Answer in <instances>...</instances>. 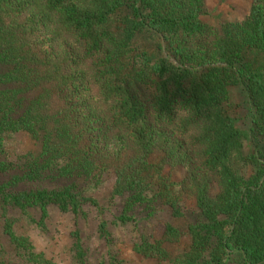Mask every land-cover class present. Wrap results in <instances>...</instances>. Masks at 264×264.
Here are the masks:
<instances>
[{
    "label": "trees",
    "instance_id": "obj_1",
    "mask_svg": "<svg viewBox=\"0 0 264 264\" xmlns=\"http://www.w3.org/2000/svg\"><path fill=\"white\" fill-rule=\"evenodd\" d=\"M206 18V0H0V231L20 261L48 264L21 220L94 205L78 180L97 169L113 173L123 219L158 204L181 222L137 253L264 264V0L239 22ZM20 131L41 149L8 161L4 137ZM176 167L173 181L164 170Z\"/></svg>",
    "mask_w": 264,
    "mask_h": 264
},
{
    "label": "rangeland",
    "instance_id": "obj_2",
    "mask_svg": "<svg viewBox=\"0 0 264 264\" xmlns=\"http://www.w3.org/2000/svg\"><path fill=\"white\" fill-rule=\"evenodd\" d=\"M251 0H206V19L213 22L218 19L227 22H239L249 12ZM233 114L240 127L245 128V110L238 98H233ZM41 149V140L35 139L26 132H12L4 137V159L14 162L26 153L37 154ZM162 157L161 151H155L148 157L152 164ZM16 162V161H15ZM183 167L166 168L165 176L177 181L184 175ZM114 175L110 171L93 170L78 180V184L85 193L95 200V204L84 206L77 213H64L56 207L48 209V217L42 224H38V216L34 221L23 218L16 227L19 234L27 236L34 250L48 261V264H168L167 261H157L135 251L134 245L142 239L157 238L162 234V225L181 222L167 215L162 208L155 204V208L139 211L134 208L128 210L129 218L123 219L122 211L126 198H113L112 188ZM218 192L217 185L212 184L210 195ZM190 201L185 202L188 209ZM150 215L145 217V213ZM131 215V216H130ZM30 219V220H29ZM104 228L107 237L101 229ZM190 245L187 234L178 242L167 243L165 246L172 256L186 250ZM0 247L8 255L7 264H34L20 261L15 257L7 239L0 231ZM225 264H237L233 257H228Z\"/></svg>",
    "mask_w": 264,
    "mask_h": 264
}]
</instances>
